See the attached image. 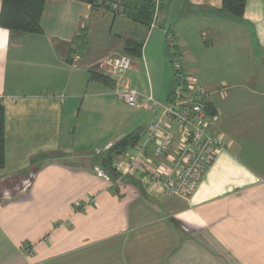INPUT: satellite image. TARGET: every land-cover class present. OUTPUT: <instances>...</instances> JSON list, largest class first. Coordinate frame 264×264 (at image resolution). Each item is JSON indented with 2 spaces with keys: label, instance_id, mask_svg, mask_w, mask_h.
<instances>
[{
  "label": "crops",
  "instance_id": "0c3cea01",
  "mask_svg": "<svg viewBox=\"0 0 264 264\" xmlns=\"http://www.w3.org/2000/svg\"><path fill=\"white\" fill-rule=\"evenodd\" d=\"M221 8L222 0H164L148 28L118 4L49 0L43 34L0 27V264H264V0H248L241 18ZM83 35L68 63L59 45ZM128 40L143 45L127 74L139 108L92 79L96 62L125 54ZM175 60L211 92V131L224 142L188 199L142 173H169L183 142L162 117ZM151 129L156 139L139 155ZM168 133L172 149L155 156ZM123 139L135 144L113 173L102 159Z\"/></svg>",
  "mask_w": 264,
  "mask_h": 264
},
{
  "label": "built area",
  "instance_id": "2783aa9c",
  "mask_svg": "<svg viewBox=\"0 0 264 264\" xmlns=\"http://www.w3.org/2000/svg\"><path fill=\"white\" fill-rule=\"evenodd\" d=\"M159 4V0H156L155 18L159 13ZM95 65L98 73L111 80L112 92L118 99L132 108L141 106L142 95L127 77L134 65L132 57L125 54L107 56L99 59ZM173 68L177 79L175 96L173 101L163 106L162 117L177 123L183 142L169 173L155 174L147 170H142V173L148 180L157 183L162 192L188 199L224 150V142L211 131L212 118L206 110L211 92L197 87L192 75L183 72L179 61L173 62ZM152 101L151 95L143 99V102ZM156 131L151 129L145 144L138 149L139 155L145 154L147 145L156 139ZM173 145L174 134L168 133L158 141L154 155L161 157L168 154ZM137 159L131 157L133 168H136Z\"/></svg>",
  "mask_w": 264,
  "mask_h": 264
},
{
  "label": "trees",
  "instance_id": "16d2710c",
  "mask_svg": "<svg viewBox=\"0 0 264 264\" xmlns=\"http://www.w3.org/2000/svg\"><path fill=\"white\" fill-rule=\"evenodd\" d=\"M2 2L0 12V27L13 33L19 34H37L44 33L41 20L42 15L49 0H0ZM91 5H108L114 6L118 4L122 15L128 19L140 23L148 28L153 25V18L156 12V0H76ZM164 0H159V9L162 7ZM248 0H222L221 14L241 18L246 11ZM86 42L85 35L82 39L77 38L74 46L65 45L72 55L80 50ZM63 44L59 45L62 50ZM143 45L133 40H128L125 45V55L133 58H141ZM68 63H72V59L66 58ZM182 65V64H181ZM183 68V67H182ZM183 70V69H182ZM184 73H186L183 70ZM188 74V73H186ZM92 79L100 80L105 83H110L107 77L98 72H93ZM175 92H172L169 102L173 101ZM206 110L212 115L210 103H207ZM134 141L131 139H123L110 149L106 156L103 157V168L115 172L113 162L115 158L124 155L129 148L134 146ZM6 164V110L3 103L0 101V170L4 169Z\"/></svg>",
  "mask_w": 264,
  "mask_h": 264
},
{
  "label": "rangeland",
  "instance_id": "374dc122",
  "mask_svg": "<svg viewBox=\"0 0 264 264\" xmlns=\"http://www.w3.org/2000/svg\"><path fill=\"white\" fill-rule=\"evenodd\" d=\"M62 51H63V53L65 54V57L66 58H71L72 59V57H73V55L70 53V51L67 49V46H62ZM120 55H122V54H120Z\"/></svg>",
  "mask_w": 264,
  "mask_h": 264
}]
</instances>
